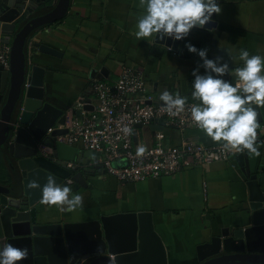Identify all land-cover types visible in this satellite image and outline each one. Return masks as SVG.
Masks as SVG:
<instances>
[{
  "label": "crops",
  "instance_id": "crops-1",
  "mask_svg": "<svg viewBox=\"0 0 264 264\" xmlns=\"http://www.w3.org/2000/svg\"><path fill=\"white\" fill-rule=\"evenodd\" d=\"M222 11L204 28H194L176 51L135 35L137 17L143 14L139 0H71L68 13L60 22L41 28L33 46L26 47L27 58H36L45 67L46 99L59 109L69 110L80 101L93 100L94 80H114L124 66L143 69L144 77L156 99L162 90L191 97L192 70L202 62L189 53L186 43L206 48L208 58L220 56L233 71L224 79L236 83L235 68L242 67L239 49L264 56V0H220ZM34 43L55 49L60 56L40 54ZM104 70L105 74H101ZM201 74L204 69L200 68ZM105 75V76H104ZM264 118V106H259ZM258 168L264 165V141ZM163 128V127H162ZM158 125L137 127L136 143L152 144L155 131L163 130L171 146L197 143L213 147V141L201 129H162ZM75 167L85 172L88 188L76 189L84 197L83 207L64 211L42 201L37 205L41 224L84 223L102 216L151 213L156 232L165 246L169 264H197L196 248L208 243L224 227L246 224L243 213L246 198L244 174L248 161L235 155L227 162L204 168L183 170L168 177L137 183H121L96 165L94 155L80 145ZM247 154V153H241ZM117 161L115 166L122 165ZM10 170L0 153V185L13 186Z\"/></svg>",
  "mask_w": 264,
  "mask_h": 264
},
{
  "label": "water",
  "instance_id": "water-1",
  "mask_svg": "<svg viewBox=\"0 0 264 264\" xmlns=\"http://www.w3.org/2000/svg\"><path fill=\"white\" fill-rule=\"evenodd\" d=\"M70 2L0 0V43L11 47L9 69L0 66V153L8 164V178L13 184L10 188L0 185V249L7 244L28 249L27 258L18 264H169L148 212L63 225L39 222L37 205L42 201L41 192L29 189V181L36 180L43 186L52 174L61 184L71 181L76 189L89 186L85 172L74 165L79 161V150L54 141L67 130L56 129L46 137L55 124L64 125L67 109L47 101L45 67L35 57L26 56V47L33 46L36 33L63 20ZM181 42L155 37V43L173 51ZM34 47L40 54L60 56L46 45L34 43ZM101 74H105L104 70ZM257 111L259 124L264 126L260 107ZM156 123L162 128L160 121ZM46 142L50 157L42 153ZM85 155L93 153L87 151ZM236 158L249 163L244 174L246 224L224 227L208 243L199 245L197 264H264V165L258 168L260 156L247 153ZM67 163H72L73 168H66Z\"/></svg>",
  "mask_w": 264,
  "mask_h": 264
},
{
  "label": "clouds",
  "instance_id": "clouds-1",
  "mask_svg": "<svg viewBox=\"0 0 264 264\" xmlns=\"http://www.w3.org/2000/svg\"><path fill=\"white\" fill-rule=\"evenodd\" d=\"M139 3L144 12L137 17L134 35L144 40L152 37L183 40L192 29L204 28L213 22V14L218 16L222 11L220 0H139ZM185 47L202 62L191 73L194 77L191 97L197 101L190 106L193 122L213 141L222 142L225 149L247 150L249 155L259 157L257 108L264 106V56L239 49L238 58L243 66L235 68L238 80L233 83L224 79L233 68L228 62H222V57L210 59L206 48L198 49L191 43ZM188 99L178 91L173 93L167 89L159 95L162 109L171 116L183 113ZM122 131L133 134L130 126H124ZM144 152V146L137 148V154ZM71 184V181L61 184L50 174L43 186L31 180L27 187L40 190L42 203L72 212L83 207L84 197L74 192ZM27 256L28 249L7 244L0 249V264H18Z\"/></svg>",
  "mask_w": 264,
  "mask_h": 264
},
{
  "label": "built area",
  "instance_id": "built-area-1",
  "mask_svg": "<svg viewBox=\"0 0 264 264\" xmlns=\"http://www.w3.org/2000/svg\"><path fill=\"white\" fill-rule=\"evenodd\" d=\"M27 46L30 48L31 44ZM10 51V45L0 43V66L4 70L9 69ZM92 92V101H80L67 110L64 125L55 124L47 131L46 137H50L53 130L66 129L67 133L54 138L55 142L74 147L80 145L92 152L96 165L121 183L168 177L183 170L227 162L235 155L247 153V150L225 149L222 144L213 147L197 143L171 146L163 130L154 132L152 144L136 143L133 138L135 129L152 126L157 121L162 123V129L184 131L198 128L191 118L193 103L187 102L183 113L169 115L156 101L143 69L139 67L124 66L114 80H94ZM84 107H92V110ZM124 126L132 127L133 134L126 135L122 131ZM261 132L264 134V126ZM261 140L264 141V135ZM47 143L42 147V153L50 157ZM139 146L145 147L143 154H137ZM117 161L124 163L115 166ZM66 168H73V164L67 163Z\"/></svg>",
  "mask_w": 264,
  "mask_h": 264
}]
</instances>
